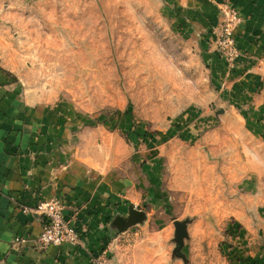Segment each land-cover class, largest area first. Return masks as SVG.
<instances>
[{"label":"rangeland","instance_id":"obj_1","mask_svg":"<svg viewBox=\"0 0 264 264\" xmlns=\"http://www.w3.org/2000/svg\"><path fill=\"white\" fill-rule=\"evenodd\" d=\"M211 1L214 23L198 0H0L11 132L44 117L61 165L121 186L115 216L145 213L109 236L126 264H264V63L244 70L237 44L223 57L220 22L239 10Z\"/></svg>","mask_w":264,"mask_h":264},{"label":"crops","instance_id":"obj_2","mask_svg":"<svg viewBox=\"0 0 264 264\" xmlns=\"http://www.w3.org/2000/svg\"><path fill=\"white\" fill-rule=\"evenodd\" d=\"M175 1L192 6L197 0ZM229 1L242 16L235 34L243 54L240 67L256 72L258 65L264 63V0ZM214 2H197L213 23L217 17ZM3 92L0 88V94ZM20 107V101L15 103L8 95L0 101V264H89L92 257L102 252L107 256V264H126L123 250L115 243L108 244L113 234L109 218L125 205V200L119 199L122 187L110 186L82 166L61 165L53 152V142L60 132L43 131L44 117L40 115L17 122L22 124L21 138L12 133L11 127H16L14 108ZM32 141L39 146L27 148ZM54 198L64 204L63 217L77 229L80 246L43 249L38 245L44 219L23 209H34L38 203ZM16 236L26 239L23 247L14 245Z\"/></svg>","mask_w":264,"mask_h":264},{"label":"built area","instance_id":"obj_3","mask_svg":"<svg viewBox=\"0 0 264 264\" xmlns=\"http://www.w3.org/2000/svg\"><path fill=\"white\" fill-rule=\"evenodd\" d=\"M240 13L231 7L224 11L217 34L220 51L223 57L234 62L239 58V51L236 48L235 30L241 25ZM64 204L59 199L40 202L34 209L24 208L23 212H34L39 214L44 223L37 237L38 245L46 249L48 247H60L62 245L80 246V235L77 229L65 221L63 217ZM14 245L23 247L26 239L22 236L14 238ZM89 264H107V256L104 252L92 257Z\"/></svg>","mask_w":264,"mask_h":264},{"label":"water","instance_id":"obj_4","mask_svg":"<svg viewBox=\"0 0 264 264\" xmlns=\"http://www.w3.org/2000/svg\"><path fill=\"white\" fill-rule=\"evenodd\" d=\"M146 216L143 211L137 210L132 206H128L126 210V215L115 216L113 215L110 220L109 228L114 236L117 232H123L127 228L140 224L145 220ZM175 227V241L178 245L182 244L183 239L186 236V224L183 222L174 221Z\"/></svg>","mask_w":264,"mask_h":264}]
</instances>
